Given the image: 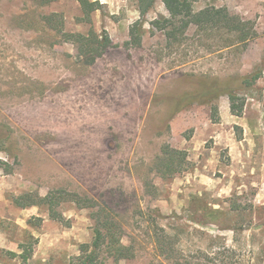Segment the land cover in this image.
I'll list each match as a JSON object with an SVG mask.
<instances>
[{"label":"rangeland","instance_id":"374dc122","mask_svg":"<svg viewBox=\"0 0 264 264\" xmlns=\"http://www.w3.org/2000/svg\"><path fill=\"white\" fill-rule=\"evenodd\" d=\"M88 1L99 6L89 17L75 0H0V264H22L9 255L21 245L27 264H76L99 220L128 251L103 247L97 264H253L264 236V0L192 5L238 17L244 43L223 24L179 30L157 0L140 46L129 39L137 0ZM161 18L167 31L150 26ZM91 32L111 42L93 62L98 48L69 37ZM213 84L235 95L240 117L226 96L191 103ZM165 146L187 164L162 179ZM52 191L67 200L57 208L63 221L12 204ZM233 197L238 217L228 212ZM233 226L244 231L236 245ZM223 246L235 258L217 256Z\"/></svg>","mask_w":264,"mask_h":264},{"label":"trees","instance_id":"16d2710c","mask_svg":"<svg viewBox=\"0 0 264 264\" xmlns=\"http://www.w3.org/2000/svg\"><path fill=\"white\" fill-rule=\"evenodd\" d=\"M82 12L89 17L92 13L99 9L98 4L91 3L88 0H75ZM157 0H137L136 7L139 14V21L135 22L129 29V39L136 46H140L141 38L143 36V25L146 23L145 19L147 14L153 9L155 2ZM197 0H162V4L168 13L170 19L178 20L180 22L179 30L185 31L190 26L195 27H210L217 26V24H223L225 29H228L230 32L239 33L241 38L239 39L241 42H245L248 39L249 34L243 32V27L245 26L238 17H233L229 14L226 9H214L208 8L204 9L200 12L194 13L192 10V5ZM224 1V0H221ZM160 21L154 20L150 23L152 28H156L159 31H165L167 26L169 25L168 20L161 18ZM168 24V25H167ZM167 31V30H166ZM73 38L77 43H83L85 47H90L95 45L98 48L94 56H90V61L93 62L106 48L111 45V42L108 36L103 32L102 36H97L93 32L89 33L87 36L73 34L69 36ZM261 76L260 71H256L255 73L245 77L240 80V83L245 88H250L254 82H256ZM221 96H226L229 100V111L232 116L240 117L242 112V106H235V95L231 92L227 91L224 86L219 85H210L207 88L206 92L202 94L195 95L192 98L191 103H212L216 99ZM197 98V100H196ZM194 99V100H193ZM199 99V101H198ZM217 108H211L212 120L217 122L218 112ZM161 156L158 157V162L162 168L161 175L162 179H166L168 177L173 178L174 176L180 174L184 171V167L187 164V156L183 151L173 150L168 146H165L160 153ZM1 164V163H0ZM67 199L72 203L78 206V200L73 195H67ZM76 198V199H75ZM67 201V200H66ZM66 201L63 200L61 196V192L52 191L49 192L45 197H40L37 194H24L18 196L12 200V204L21 209H27L32 207L44 208L47 212L49 219L51 220H60L63 221L61 215L59 214L57 208L61 206ZM80 207V206H78ZM229 210L228 212L235 215L240 216L243 209L240 208V205L236 203L235 197L229 199L228 203ZM253 220L256 218V209L252 206L249 210ZM35 221L37 224H32V220L28 222V225L32 228H38L41 225L42 220L36 218ZM261 231H264V224L260 225ZM230 231L235 239H233V244H237L236 237L241 235L243 231L242 227L233 226L230 228H226ZM162 234L161 239H167L168 236L165 234L164 230L160 229ZM23 249L22 254L17 256L16 254L10 253L12 257H19L22 264H27L31 258V253L28 250V246H19ZM103 247H106L108 250H114L115 252L121 253L127 252L128 248L122 246L120 242L116 239L114 233L109 230L106 222H102L99 220L96 228L94 229V236L92 238V242L90 244H83L79 247V256L74 258L73 261H76V264H97L99 252ZM162 247V246H161ZM257 254H254V258L251 260L253 264H264V236L262 241L257 247ZM212 251V249L210 250ZM235 247H222V251L217 253L222 257H226L233 259L236 254ZM250 253L253 257V250H250ZM122 259V258H121ZM238 264H241L238 262Z\"/></svg>","mask_w":264,"mask_h":264}]
</instances>
